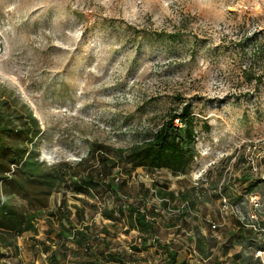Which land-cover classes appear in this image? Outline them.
I'll list each match as a JSON object with an SVG mask.
<instances>
[{
	"label": "rangeland",
	"instance_id": "374dc122",
	"mask_svg": "<svg viewBox=\"0 0 264 264\" xmlns=\"http://www.w3.org/2000/svg\"><path fill=\"white\" fill-rule=\"evenodd\" d=\"M183 103L197 135L185 173L116 158ZM0 110L37 120L25 143L61 178L0 264H113L110 251L164 264L154 239L178 263L263 264L236 210L252 213L258 194L264 221V0H0ZM129 205L154 220L140 251ZM73 228L90 240L75 245Z\"/></svg>",
	"mask_w": 264,
	"mask_h": 264
},
{
	"label": "trees",
	"instance_id": "16d2710c",
	"mask_svg": "<svg viewBox=\"0 0 264 264\" xmlns=\"http://www.w3.org/2000/svg\"><path fill=\"white\" fill-rule=\"evenodd\" d=\"M16 121L0 110V194L3 198L20 195L27 201V207L15 206L0 199V246L3 247L14 245L16 237L23 232L35 230L40 210L48 206L50 195L61 182L55 171L46 175L41 173L39 164L34 160L33 150L25 143V140L31 141L37 136V120L29 115L27 120L20 117ZM195 121L190 104L183 103L179 109L169 112L162 124L147 138L125 148H116L114 155L132 168L167 169L183 174L196 154ZM247 179L244 176V180ZM90 180L91 175L88 174L83 183L88 185ZM107 185L111 186V181ZM127 213L133 226L142 235L140 247L133 245L131 249L140 251L148 245L145 235L154 231V220L146 216L145 210L136 206L129 205ZM70 236L78 246L90 240L84 230L77 228H73ZM153 245L165 254L164 264H184L177 262V251L168 245L159 243L157 239L153 240ZM104 257L106 262L127 264L122 255L116 252H107Z\"/></svg>",
	"mask_w": 264,
	"mask_h": 264
},
{
	"label": "built area",
	"instance_id": "2783aa9c",
	"mask_svg": "<svg viewBox=\"0 0 264 264\" xmlns=\"http://www.w3.org/2000/svg\"><path fill=\"white\" fill-rule=\"evenodd\" d=\"M255 147L249 145L247 147L246 153L249 154L248 156V164L250 165L251 169L256 172L258 170L256 166V161L253 159V151ZM264 153V151H263ZM260 195L252 194L249 198V202L254 208V211L250 214L243 213L240 210H236V216L244 228H250L257 237L259 248L256 252V256L260 258L262 263L264 264V221L259 220L258 214L256 212H260L262 210V205L260 203Z\"/></svg>",
	"mask_w": 264,
	"mask_h": 264
}]
</instances>
